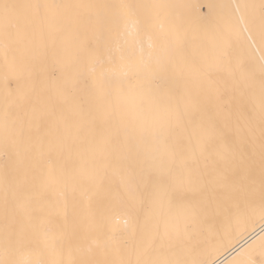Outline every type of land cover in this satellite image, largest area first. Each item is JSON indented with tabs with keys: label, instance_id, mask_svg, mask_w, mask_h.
<instances>
[{
	"label": "snow or ice",
	"instance_id": "obj_1",
	"mask_svg": "<svg viewBox=\"0 0 264 264\" xmlns=\"http://www.w3.org/2000/svg\"><path fill=\"white\" fill-rule=\"evenodd\" d=\"M217 213L264 221V0H0V264H224Z\"/></svg>",
	"mask_w": 264,
	"mask_h": 264
},
{
	"label": "bare ground",
	"instance_id": "obj_2",
	"mask_svg": "<svg viewBox=\"0 0 264 264\" xmlns=\"http://www.w3.org/2000/svg\"><path fill=\"white\" fill-rule=\"evenodd\" d=\"M61 2H74V0H61ZM180 2L208 3L210 0H180ZM213 2H224V0H213ZM207 11V9H203ZM212 240L216 246L215 258L231 264L239 251L246 248L257 233L264 228V221L258 216L252 219L237 220L233 217L228 220L222 213H217L211 224Z\"/></svg>",
	"mask_w": 264,
	"mask_h": 264
}]
</instances>
